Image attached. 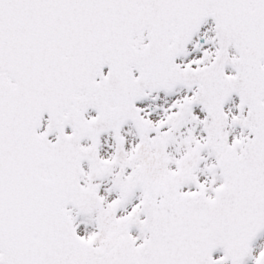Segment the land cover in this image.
<instances>
[{
	"label": "snow or ice",
	"instance_id": "6c2138e0",
	"mask_svg": "<svg viewBox=\"0 0 264 264\" xmlns=\"http://www.w3.org/2000/svg\"><path fill=\"white\" fill-rule=\"evenodd\" d=\"M0 264H264V0H0Z\"/></svg>",
	"mask_w": 264,
	"mask_h": 264
}]
</instances>
